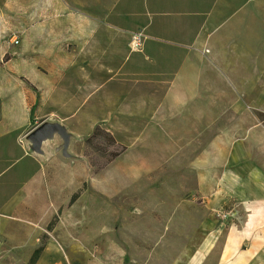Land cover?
<instances>
[{"label":"crops","instance_id":"1","mask_svg":"<svg viewBox=\"0 0 264 264\" xmlns=\"http://www.w3.org/2000/svg\"><path fill=\"white\" fill-rule=\"evenodd\" d=\"M40 1L38 10V0H0V169L16 150L27 159L25 176L0 184V216L47 194L49 226L83 200L86 183L114 195L92 184L100 172L70 176L71 159L53 153L47 170L20 143L44 121L63 127L72 152L84 139L77 130L89 138L100 126L124 143L109 168L169 163L165 148L183 162L188 150L204 215L191 227L190 254L180 255L185 264H264V0ZM10 31L22 36L17 46L6 42ZM223 210L226 222L216 219Z\"/></svg>","mask_w":264,"mask_h":264},{"label":"rangeland","instance_id":"2","mask_svg":"<svg viewBox=\"0 0 264 264\" xmlns=\"http://www.w3.org/2000/svg\"><path fill=\"white\" fill-rule=\"evenodd\" d=\"M38 1L39 10L43 8L44 1ZM32 22L29 19L25 21L26 25ZM15 36L17 42L13 39ZM10 40L11 45L17 46L22 42V36L10 31L6 42ZM10 59L11 56L6 54L5 61ZM34 91L38 89L35 87ZM38 122L39 125L34 123L32 128L22 133L20 143L26 145L37 160H43L47 170L48 153L63 155L72 161L63 166L70 176L75 170L86 177L100 172L95 179H91L92 184L100 191L116 193H98L86 183L84 188L88 191L82 201L76 206L65 205L63 211L55 213L59 222L57 219L58 223H54L50 232L51 243L48 241L47 227L48 216H52V213L48 212L47 194L37 196V206L26 205L22 212L0 216V264H28L33 252L41 246L46 247V252L38 264L186 263L187 258L183 257L190 254L187 247L191 246V227L194 230V224L199 225L204 215L199 211L204 201L196 192L198 181L187 163V149L181 155L183 162L176 160L174 149L165 148L163 152L168 156L169 163L144 164L141 168L136 164L126 166L122 161L109 168L112 161L119 157L109 163L112 153L116 151L122 154L125 151L124 143L118 144L116 141L112 146L106 137L98 136L91 144H86L88 132L82 128L74 134L84 139L78 140L72 152L70 135L66 140L59 132L54 135L62 139L61 144L53 143L52 136L37 150L29 134L43 124H50ZM119 136L125 139L122 133ZM26 164V156L21 151L16 150L7 156L1 165L0 171L4 172L0 175V184L11 173L25 176ZM129 168L137 173L133 178L128 172ZM70 198L71 193L68 197L56 196L63 203ZM178 207L180 210L174 212ZM190 211L196 214L192 215L195 217L193 226L188 221ZM178 214L181 218L174 224L173 217ZM225 214V210L216 212V219L226 222ZM182 254L183 257L180 256Z\"/></svg>","mask_w":264,"mask_h":264},{"label":"trees","instance_id":"3","mask_svg":"<svg viewBox=\"0 0 264 264\" xmlns=\"http://www.w3.org/2000/svg\"><path fill=\"white\" fill-rule=\"evenodd\" d=\"M34 111H35V107H33L32 111H31L32 116H33V114H34ZM32 120H33V119H32ZM98 136H104V137H106V138L109 140V142L111 143L112 146H114V145L116 144V140L114 139V137H113L109 132H107L106 130H104L103 128H101L100 126H98V127L94 130L93 134H92L89 138H87V140H86V144H91V142H92L96 137H98ZM120 154H121V152H116V151H115L114 153H112L111 160L108 161V162L110 163L112 160H114V159H116L118 156H120ZM76 198H77V195H75V196L73 197L72 202H73ZM57 219H58V218H55V219L49 224V226L47 227V228H48V231L51 232V231L53 230V225H54V223H57ZM44 249H45V246H41V247H39L38 249H36V250L33 252V254H32V256H31V258H30L28 264H36V263L38 262L40 256H41L42 252L44 251Z\"/></svg>","mask_w":264,"mask_h":264},{"label":"water","instance_id":"4","mask_svg":"<svg viewBox=\"0 0 264 264\" xmlns=\"http://www.w3.org/2000/svg\"><path fill=\"white\" fill-rule=\"evenodd\" d=\"M59 132L65 139H68V134L59 124H43L37 127L29 134V139L34 143V147L40 150L44 141Z\"/></svg>","mask_w":264,"mask_h":264},{"label":"built area","instance_id":"5","mask_svg":"<svg viewBox=\"0 0 264 264\" xmlns=\"http://www.w3.org/2000/svg\"><path fill=\"white\" fill-rule=\"evenodd\" d=\"M17 42V39H16ZM142 36L135 35L131 41V48L134 52H138L142 49Z\"/></svg>","mask_w":264,"mask_h":264}]
</instances>
